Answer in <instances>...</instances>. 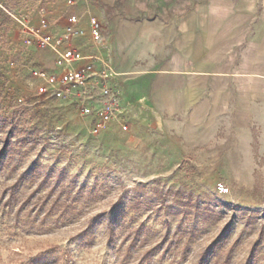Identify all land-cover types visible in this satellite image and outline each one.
<instances>
[{"label": "rangeland", "instance_id": "1", "mask_svg": "<svg viewBox=\"0 0 264 264\" xmlns=\"http://www.w3.org/2000/svg\"><path fill=\"white\" fill-rule=\"evenodd\" d=\"M80 5L105 10L93 15L96 42L110 22L139 25L159 8L0 0V264H264V83L224 90L216 75H193L189 97L188 82L157 73L106 120L77 89L58 96L48 79L64 65L29 43L27 27L63 36ZM80 38L63 46L81 52ZM101 76L89 80L94 95Z\"/></svg>", "mask_w": 264, "mask_h": 264}, {"label": "crops", "instance_id": "2", "mask_svg": "<svg viewBox=\"0 0 264 264\" xmlns=\"http://www.w3.org/2000/svg\"><path fill=\"white\" fill-rule=\"evenodd\" d=\"M102 1L113 6V0ZM152 1L159 7L154 18L145 17L139 25L119 26L112 21L108 24L109 36L105 34L99 42L90 36L91 20H103L105 10L80 5L74 11L88 33L74 44L85 57H98L95 67L108 64L115 73L107 82L115 88L119 81L120 114L130 111L127 100L134 88L132 83L157 73L188 82L182 92L189 97L193 88L190 83L197 78L193 75H216L226 83L224 90H228L230 83H264V0L261 8L255 0H243L240 4L235 0H213L195 10L177 4L180 0ZM69 22L65 19L61 30ZM175 90L179 92L180 88Z\"/></svg>", "mask_w": 264, "mask_h": 264}, {"label": "built area", "instance_id": "3", "mask_svg": "<svg viewBox=\"0 0 264 264\" xmlns=\"http://www.w3.org/2000/svg\"><path fill=\"white\" fill-rule=\"evenodd\" d=\"M69 21L64 35L60 37H54L38 27H27V31L32 37L29 43L34 40L37 46L53 51L58 57V63L62 66L64 65V70L61 73L51 75L48 79L49 82L58 86L55 89L58 96L65 97L70 95L74 89H77L80 92V95H78L79 101H84L88 98L100 101L103 105L102 112L105 119L111 118V121H113L115 120L114 116L121 110V97L119 90L109 86L107 81L115 73L108 64H105L104 69L99 71L101 72L102 79L99 78L100 84L97 95H94L93 91H89V86L91 85V82L89 83L90 78L99 74L95 70V61L98 60V57H85L78 49L63 46L65 40L85 37L87 35L86 30L81 27L80 19L77 15H72ZM43 23L45 24L44 20ZM102 32L103 27L101 22L93 18L91 20L92 37L95 40H101ZM41 75L44 76L45 74ZM95 86L97 87L98 85L95 84Z\"/></svg>", "mask_w": 264, "mask_h": 264}, {"label": "bare ground", "instance_id": "4", "mask_svg": "<svg viewBox=\"0 0 264 264\" xmlns=\"http://www.w3.org/2000/svg\"><path fill=\"white\" fill-rule=\"evenodd\" d=\"M110 125V124H109Z\"/></svg>", "mask_w": 264, "mask_h": 264}]
</instances>
